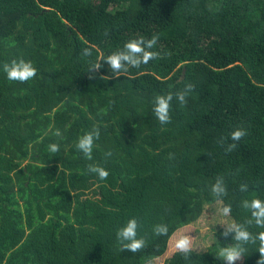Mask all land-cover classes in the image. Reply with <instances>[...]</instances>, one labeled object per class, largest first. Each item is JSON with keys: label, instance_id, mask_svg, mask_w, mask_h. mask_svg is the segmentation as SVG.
Instances as JSON below:
<instances>
[{"label": "trees", "instance_id": "1", "mask_svg": "<svg viewBox=\"0 0 264 264\" xmlns=\"http://www.w3.org/2000/svg\"><path fill=\"white\" fill-rule=\"evenodd\" d=\"M153 35L161 58L108 80L102 61L90 78L93 63ZM21 57L36 77L8 80L3 64ZM188 82L187 103L174 99L161 125L155 97ZM94 127L87 160L76 144ZM237 127L247 135L225 152L232 141L220 138ZM254 198L264 200V0H0V264H147L218 200L256 236L264 228L242 206ZM130 218L146 240L135 254L116 238ZM159 223L167 236L153 233ZM223 231L208 251L165 264H225L219 250L235 241ZM244 247L236 264H257L259 241Z\"/></svg>", "mask_w": 264, "mask_h": 264}, {"label": "clouds", "instance_id": "2", "mask_svg": "<svg viewBox=\"0 0 264 264\" xmlns=\"http://www.w3.org/2000/svg\"><path fill=\"white\" fill-rule=\"evenodd\" d=\"M107 35V32H105ZM158 42V36L153 35L151 38L146 39L144 36L133 38L128 40L122 48H119L109 55L102 57L100 62L93 63L89 68L90 78H95L96 72L102 67V61L105 62L111 72L110 76H101L100 79H110L113 77L118 78L120 73H128L130 68H140L141 65H147L151 60L161 58V54L153 49ZM92 47H85L81 50V55L84 57L92 56ZM3 72L6 74L7 79L10 81H18L21 83L32 80L37 75V68L33 65L31 60H25L24 58L12 59L10 62L3 64ZM194 84L188 82L183 88L170 91L167 94L157 95L153 101V113L158 119L161 125L171 122L170 109L172 101L175 99L180 105L187 103V98L194 90ZM60 135L59 130L55 133ZM247 135V130L243 127H237L233 130L228 137H221L220 144L222 147L228 139L232 143H227L225 152H231L236 149L240 140ZM100 137L99 128L94 127L90 131L85 132L78 138L76 147L81 151L87 160H92L93 145ZM49 150L53 153L59 152L60 147L58 144H50ZM112 153L106 152L105 156L110 157ZM88 171L96 174L100 180H106L109 172L98 164H89ZM241 192L248 190V185L242 183L240 185ZM213 195L219 199L227 194V188L222 176L216 178L215 183L211 187ZM242 206L248 209L251 213V218L246 221V224L251 225L253 222L261 228H264V200L254 198L250 201H243ZM220 213L224 217H229L231 214V206L227 205L219 209ZM224 231L222 235L228 237L230 234L235 241L226 247H221L219 250V256L223 258L225 264H236L238 260H241L245 252L244 245L248 243H256L259 241V254L260 259L257 264H264V232L258 233L256 236L248 230L245 224L232 222L223 223ZM140 224L136 218H130L126 224L120 227L116 232L117 242L120 245V251H130L135 254L142 251L146 246V240L144 237H138V228ZM153 233L156 236H167L169 233L168 226L164 223H159L153 226ZM173 250L175 253H179L183 259L189 260L191 254L194 251L192 237L188 233L180 232L173 243Z\"/></svg>", "mask_w": 264, "mask_h": 264}, {"label": "rangeland", "instance_id": "3", "mask_svg": "<svg viewBox=\"0 0 264 264\" xmlns=\"http://www.w3.org/2000/svg\"><path fill=\"white\" fill-rule=\"evenodd\" d=\"M224 207L222 201L218 200L214 204L205 205L202 216L194 223L177 231L170 239L166 254L159 258L150 261L147 264H165V262L175 253L173 243L180 232L188 233L192 237L194 251L204 253L211 249L216 242L215 233L222 229L223 223L234 221L231 216L224 217L219 209Z\"/></svg>", "mask_w": 264, "mask_h": 264}]
</instances>
